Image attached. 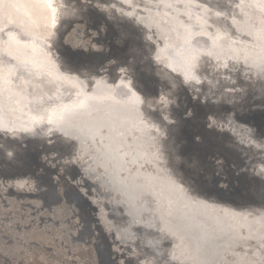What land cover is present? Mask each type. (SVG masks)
I'll return each instance as SVG.
<instances>
[{"label": "rangeland", "instance_id": "374dc122", "mask_svg": "<svg viewBox=\"0 0 264 264\" xmlns=\"http://www.w3.org/2000/svg\"><path fill=\"white\" fill-rule=\"evenodd\" d=\"M57 1V6L64 9L58 11L61 17L58 15L54 23L53 42H48V47L53 49L59 67L64 69L62 65L71 61L79 67L75 73L88 80L100 68L113 72L126 69L146 102L149 119L160 129L157 143L163 149L170 173L182 184L193 185L204 197L212 195L211 198H224L232 205L241 202L262 207L264 180L239 169L249 150L257 151L250 144H246V149L241 146L249 138L246 135L258 136L254 139L264 145V83L258 82L238 61H230L225 68L210 60L195 67L201 74L197 79L200 83H185L152 61L154 45L145 30L131 18L105 8L103 0ZM198 1L207 5L209 15L213 11L218 14L212 13L217 20L223 15L238 19L234 8L239 0ZM212 67L217 69L211 71ZM107 75L110 79L111 72ZM197 101L210 105L215 115L196 113L189 118L187 113L192 112ZM212 121L215 126L209 128ZM42 126L31 128H39L38 133H16L10 137L7 132L0 134V264H40L42 259L47 264H126L129 259L141 264L145 257L156 264V256L163 257L161 264H165L173 254L177 259L169 264H186L176 254L173 239L159 228L157 219L154 225L131 222L125 211L119 210V204L113 201L114 206L111 198L99 196V191L107 194L108 190L82 171L84 160L75 161L74 156L57 150V145L66 139L44 133ZM61 176L67 185L60 181ZM53 190L58 202L52 198ZM126 221L130 224L124 232L125 227L117 224ZM114 225L119 227V236Z\"/></svg>", "mask_w": 264, "mask_h": 264}, {"label": "bare ground", "instance_id": "6f19581e", "mask_svg": "<svg viewBox=\"0 0 264 264\" xmlns=\"http://www.w3.org/2000/svg\"><path fill=\"white\" fill-rule=\"evenodd\" d=\"M58 2L51 0L49 4L45 0H16L12 5L0 4V29H5L7 32L13 27L7 25L9 18L21 28H26L30 38L38 44L37 58L43 59L51 53V61L61 72H64V69L59 67L53 49L48 47V42L51 43L52 31L55 30L54 23L61 14L58 12L60 9L57 6ZM208 2L207 0L206 3ZM103 5L115 15L133 14L130 16L134 21L139 22L137 23L145 30V35L154 42L152 53L156 66L170 74L173 73L166 65L175 69V74L181 75L182 72L184 76V69L191 70L193 66L198 67L204 60L222 66L230 64V61H238L241 67L248 71L252 60L261 54L260 42L254 41L248 33L256 32L264 25V1L260 3L257 0H244L241 4L239 0L238 6L234 8L237 14L239 13L238 19L223 15L218 20L212 15L214 9L210 16L207 5L198 0H150V2L131 0V7L124 0H103ZM216 15L218 14L215 13ZM4 39H7L6 35ZM245 56L249 57L247 63L244 60ZM215 68L212 67L211 71ZM254 71L255 69L252 73ZM107 72H111L110 79ZM115 72L112 69L107 71L100 68L89 80L83 78L81 74L70 73L72 76H78L85 85H90L83 89H73L71 85L61 86L60 83L46 85L38 79H33L30 87L34 96L41 93L51 95L59 105L70 106L78 99H83L84 95L95 97L88 101L85 109L67 112L64 131L54 133L58 136L63 135L65 139H67L64 135L65 131L78 136L74 153L82 154L81 159L84 160L82 171L89 173L92 179H97V176L104 173L105 180L110 182L106 185L98 180L101 187L108 190L107 194L99 191V196L111 198L112 204L113 201L115 204H120L119 210L121 212L124 210L131 222L154 225L153 222L157 219L159 228L161 227L173 239L177 249L176 254H179L180 259L186 264H264V247H262L264 204L260 208H254L251 203L239 202L232 205L227 202L228 200L223 201L224 198H211L212 195L204 197V194L202 196L196 191L198 189L192 188L193 185L190 187L187 184H182L186 195L175 191L172 182L181 185V181L168 170L163 149L157 143L159 136L155 129L159 128L149 119L146 102L134 87L132 91L118 88L121 80L127 83L131 79L121 70ZM195 72L196 79L201 78L196 68ZM20 87H23V82L20 83ZM77 92H81L79 97ZM141 101L143 103H140ZM260 105H258L259 109ZM228 110L232 113L233 108ZM36 115L33 106L26 99L21 98L19 103H14L7 100L5 94V98L0 101V128L3 130L11 128L16 129L18 133L25 128H34L39 125L34 123ZM233 117L230 116L231 120ZM43 125L41 129L45 130L44 133L54 127L47 123ZM246 136L249 137L248 140L240 145L245 149L246 144L256 146L257 151L246 152L247 158L239 170L254 176L258 174V177L264 180V174L260 172L264 167L261 164L264 160L261 141L255 140L258 136L254 137L255 139L253 136ZM208 140L212 141L210 138ZM153 154L159 156L158 161L153 160ZM147 176L151 177V182L145 185ZM85 181L88 183V180ZM102 205L108 208L106 204ZM102 209L101 211L105 212L103 207ZM126 224L127 221L117 225L124 226L123 230L126 232L130 222ZM119 227L115 228L118 236ZM134 227L131 229L132 233ZM149 239L151 241L153 238Z\"/></svg>", "mask_w": 264, "mask_h": 264}, {"label": "snow or ice", "instance_id": "6c2138e0", "mask_svg": "<svg viewBox=\"0 0 264 264\" xmlns=\"http://www.w3.org/2000/svg\"><path fill=\"white\" fill-rule=\"evenodd\" d=\"M16 0H0V4L12 5ZM46 3H51V0H45ZM125 3L131 7V0H124ZM150 2V0H149ZM244 3V0H241V4ZM130 15V14H129ZM7 25H13L7 32L5 29H0V101L5 98L7 94V100L19 103L20 99H26L29 104L33 106V110L36 112V119L34 123L43 125L45 123L49 125H54V127L49 128V133L64 131V120L67 112L75 109H85L88 106V101L94 99L95 97L84 95L83 99H78L69 105H59L56 104L53 96L41 93L38 96H34L30 91L31 83L33 79H38L46 85H54L60 83L61 86L71 85L73 89L76 88H87L90 85H85L83 81L79 79L78 76H72L70 73L78 72L79 69L73 66L71 61H66L64 65V72H61L58 67L51 61V53L47 57L40 59L36 56V48L38 46L37 42L30 38V34L26 28H21L19 24L14 23L12 19L7 20ZM6 25V27H7ZM7 36V39H4V36ZM248 35L252 36L253 40L260 42V55L252 60L251 66L248 71L253 72L257 77L258 82L264 83V25L257 30L256 32H249ZM239 59V57H237ZM245 62L249 60L248 56L244 57ZM227 68V65H224ZM122 72L127 73L126 69H121ZM185 83L191 84L193 81L200 83L196 79L195 66L191 70H185L184 73ZM23 82V87H20V83ZM100 83V82H98ZM118 88H127L129 91L133 90V84L131 81L125 83L124 80H121ZM81 95V92H77V97ZM163 100L161 101V103ZM140 103H143L141 101ZM208 112H213V109L210 105H201L199 101L192 105V112L187 113V116L191 118L193 114L199 113L207 116ZM215 115V112H213ZM181 119L184 117L181 116ZM143 122V121H142ZM209 128L215 126V121H212L209 125ZM5 132H11L13 135L16 134V129L5 128ZM21 131L30 132L32 129H22ZM157 134L159 129H155ZM64 135L67 137L64 143L57 145V150L61 154H67L69 156H74L75 161L81 159V153H74L73 149L76 146V141L78 139L77 135H74L69 132H64ZM154 139V138H153ZM261 147H264L262 145ZM0 153H3V148H0ZM170 155V153H169ZM9 156H13V153H9ZM153 160L158 161L159 156L153 154ZM152 162V161H149ZM261 164L264 165V160L261 161ZM261 174H264V167L260 170ZM75 178L73 174V179ZM97 180L103 181L106 185L110 183L108 180H105V174L101 173L97 176ZM60 181L67 185V181H64V178L61 176ZM151 182V177H145V185ZM175 188V191L181 195H186L185 190L181 185H176L175 181L172 182ZM71 191H74L72 189ZM67 194V193H66ZM52 198L54 202H58V194L53 190ZM135 223V221H133ZM8 243H11V240H8ZM264 247V245H262ZM155 256L156 254L153 253ZM164 258L161 256H156V264H161V261ZM177 257L173 254L168 258V261L165 264H169L170 261H175ZM137 260H139V255H137ZM40 264H47L46 260H41ZM114 264V262H110ZM126 264H133L131 259L126 261ZM141 264H151L148 261L147 257L141 262Z\"/></svg>", "mask_w": 264, "mask_h": 264}, {"label": "water", "instance_id": "95a60500", "mask_svg": "<svg viewBox=\"0 0 264 264\" xmlns=\"http://www.w3.org/2000/svg\"><path fill=\"white\" fill-rule=\"evenodd\" d=\"M125 15H127V17H129V18H131V19L133 20V17H132V16H130V15H128V14H125ZM133 21H134V20H133ZM135 22H136V21H135ZM137 22H138V21H137ZM138 23H139V22H138ZM51 36H52V37H50V38H51V42H53V33L51 34ZM151 43L154 44V42H152V41H151ZM152 52H153V51H152ZM152 55H153V53H152ZM151 59H152V61L154 62V60H153V56L151 57ZM154 63H156V62H154ZM166 67H167L169 70H171V72H172L174 75L178 76L180 79H183V80L185 81V77H184L182 74H181V75H180V74L177 75V74L174 73V72H176V71H174L175 69H172V68L168 67L167 65H166ZM117 72H118V71H117ZM39 131H40V129L37 128V130H34V131H32V132H31V131H30V132H24V131L19 130L18 133H19V134H23V133H35V132L38 133ZM4 132H5V131H4L3 129L0 128V134H3V135H4V134H5ZM7 133H9V132H7ZM56 133H57V132H56ZM7 135L10 137V136H12L13 134L10 133V134H7ZM13 136H16V135H13ZM62 137H63V135H62ZM76 146H77V145H76ZM76 146H75V147H76ZM97 182H98V184H100V182H99L98 180H97ZM119 206L121 207L120 204H119ZM165 232H166V231H165ZM166 233H167V232H166ZM167 234H168V233H167Z\"/></svg>", "mask_w": 264, "mask_h": 264}]
</instances>
